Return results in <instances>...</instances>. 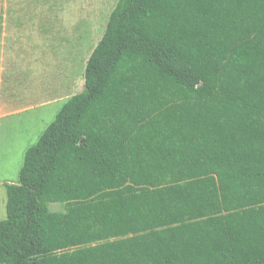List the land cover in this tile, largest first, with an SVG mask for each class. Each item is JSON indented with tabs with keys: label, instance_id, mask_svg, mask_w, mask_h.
<instances>
[{
	"label": "trees",
	"instance_id": "16d2710c",
	"mask_svg": "<svg viewBox=\"0 0 264 264\" xmlns=\"http://www.w3.org/2000/svg\"><path fill=\"white\" fill-rule=\"evenodd\" d=\"M83 76L5 185L0 264H264V0H118Z\"/></svg>",
	"mask_w": 264,
	"mask_h": 264
},
{
	"label": "rangeland",
	"instance_id": "374dc122",
	"mask_svg": "<svg viewBox=\"0 0 264 264\" xmlns=\"http://www.w3.org/2000/svg\"><path fill=\"white\" fill-rule=\"evenodd\" d=\"M117 1L0 0V220L25 151L84 90L86 62Z\"/></svg>",
	"mask_w": 264,
	"mask_h": 264
}]
</instances>
